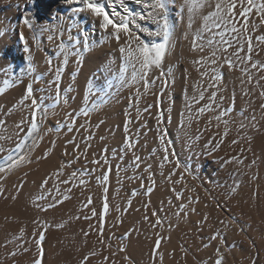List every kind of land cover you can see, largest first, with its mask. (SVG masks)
Segmentation results:
<instances>
[{"label": "bare ground", "instance_id": "1", "mask_svg": "<svg viewBox=\"0 0 264 264\" xmlns=\"http://www.w3.org/2000/svg\"><path fill=\"white\" fill-rule=\"evenodd\" d=\"M259 2H261V0H257V3ZM183 3L184 0H174V3H172L170 0V4H169V20L170 23L173 25L172 40L174 47L170 50L164 62V70L166 73H168L167 78L169 79L168 80L169 82L167 87L164 89L162 98L164 101L163 104H165L163 105V107L164 106L166 107L165 109L167 111L166 113L167 118L170 121L171 132L174 138L176 139L177 147L179 148L180 152H182V155H184V157L190 160L193 158L195 154L193 153V151H195V149L197 150L196 146H198V144L200 146L201 139L199 141V138L204 137L207 140L206 141L207 145H210L209 148L212 147L213 149L216 147L217 142L223 137V133L226 125L223 124L221 121H217L215 119H212L211 123H209V119L217 115L218 110L206 111L204 114H198L196 112V109L198 107H202L204 104L208 102L207 96L214 89L208 88V77H205L204 79L206 82L204 87L199 88V86H197L198 80L195 74L196 71L193 72V70H195L193 69L194 67L191 70V64H190L191 61L189 62V60L187 59V57L189 56L195 57L199 55L198 52L199 50L198 51L191 50V38L189 37L190 28L188 27V23H189L188 14L186 9L183 12L180 10L181 5ZM75 6L76 5H69L65 3V0H0V76L19 75V76H25L26 78L27 76L30 77V75H35V79L36 76H38V78H41L42 76L45 77L43 80H42L43 77L41 79H38L39 84H35V86L37 85L39 91H41V93H44L43 96L45 95L46 97H48L47 99L48 103L47 101L46 103L49 105L50 104L49 102L51 101L53 102V99L55 98V94H56L55 89L57 88L56 69L59 68L61 69L60 73L63 76V81H62L63 89L62 88L61 89L62 91H64L65 94L69 93V95L67 94L68 96H63V98L61 99L63 101L61 103L62 104L61 108H58L55 111L48 112V115L45 119V123L41 125L40 135L43 136V140L39 142L38 147H35V149L32 150L33 149L32 140L29 139L27 141V144L29 146L27 151L30 153L29 159L32 162L23 164L19 168L14 169L9 174L8 179L6 181V185L15 184L14 182H17L25 174L29 175V179H30L29 182L32 180L39 182L42 176L44 178L54 174L60 163H62V160H64V158L68 159L69 157H73V154L76 155L77 153L84 152L85 146L84 144L83 145L81 144L80 140H83L85 138V135H87L89 131L92 132L95 131V133L96 131H98V136L93 143V148L98 151L101 147L105 146V148H107L106 146H108L109 148L108 150H111L110 153L111 154L114 153V155L118 153V156H116L117 158L115 159V157L113 158L112 157L113 155H111V159L108 160V161L113 160L112 161L113 163L111 164H113L116 169L113 178L114 182H112V184L113 183L114 184L113 186H111L112 188L109 186L110 184L109 180L107 181L102 180L100 181L102 185L100 186L97 185L99 186L100 190L102 189L104 190L105 188L109 190L110 187L112 197L111 195H109L108 199L110 198L112 199H110V201L108 200L109 211L107 214H104L102 209L100 216L97 215V218L96 216L93 217L94 219L91 218L94 221V223L96 222L95 225L97 226V228L96 230L94 229L89 234V236H91L90 238L87 237L86 238L88 239V242H90V245L91 243L95 242L94 243L95 245L98 244L96 248L102 246L101 252L99 248L96 249V252L97 250L99 251L97 252L95 257L93 256L95 260H99L101 262L100 264H215V260L218 259L220 256H223L224 264H251L254 261H257L258 264L263 263L264 262V221L261 218H259V213H258L260 211V210L258 211L259 208L257 209L255 207L258 201V197L260 196L259 201H261L260 199H262L263 196L261 197L262 194H260L261 184H256L255 182H257L258 180L254 181L253 178V177L257 178L255 173L257 171L254 170L253 168L254 166L252 165L253 169L250 168L251 172H247L249 166L251 167V165L248 163L247 165H245L246 167H244V169L245 168L247 169V170L245 169L246 170L245 174L249 173L248 177H246V175L244 174L245 175L244 177L246 178H244L242 184H240L237 188H235L236 189L235 192H232L231 189H228L230 185L229 186L227 185L228 184L227 180L229 179H225L226 182L224 183V185L225 184L227 185V188L225 187L226 185L222 187L221 183L212 184L213 180L217 176H218L217 179L223 178L224 180L223 176L222 178L219 177L222 171L219 173L217 172L218 174L214 172L215 174H217V176L211 173L212 176L214 175L213 176L215 177L214 179L213 177L212 179L211 177L206 179L204 175L205 173L202 174L201 172L204 179L206 180L211 179L210 180L212 181L211 184H207L208 181H204V179L202 180L206 184L204 182H203L204 184H193L192 183L193 181L187 178L186 176H184V174H183L184 178L181 180L182 172L179 169L180 167L177 166L178 157L176 156L178 155L177 152L178 148L177 147L171 149L168 148L171 151H168L167 153L162 149V144L159 139V136L162 134V128L157 119V112L150 111V109L147 112L144 111L147 105L155 104V102L157 101V95L159 90H161V84L163 78L161 81H157L156 85L151 88V91L148 94L142 95L138 105L135 104V100L133 98V107L129 108L128 105H129L130 95L135 92L136 87H140L141 92H143L142 85H134L132 87L120 86V83L115 75V73L119 72L122 63L121 53L119 52V46L117 45L114 39L106 38L107 34L100 29L99 21L94 19L89 13H74L72 11V8ZM126 6L127 8L133 10L136 13H140V12L146 13L147 11L146 9L143 8V4H136L135 0H125V7ZM23 7L25 8V11L22 10ZM117 10L120 11L121 9L118 7ZM209 10L210 9H208V11ZM26 15L28 16L29 19H32L33 17L35 18L32 28H29L24 23V17ZM203 16H204L203 14L202 16L199 14L194 18V20L196 21V18H198L197 20L200 22L202 21L200 19ZM251 19L257 23L256 21L257 17L255 15H253ZM138 23H140L142 28H148L150 31L155 30L157 27L155 22L150 19L138 20ZM45 26L52 29V31H41V29ZM193 26H194V22H193ZM201 27H197V29ZM136 31L145 40L158 39L155 37L148 36L147 33L142 32L140 30H136ZM185 33L188 34L187 39H184ZM21 34H23V36L28 42L29 48L31 49L30 53H25L23 51V42L20 39ZM251 34L253 36L264 34V29L258 27L257 31ZM49 35H53L54 39L49 41L47 39ZM61 41H63L69 52L80 53L82 60L81 63H77V57L75 55H69L67 64L65 65L63 63L64 54L61 53L59 49V44L61 43ZM254 43H258V42L254 41ZM260 47L261 49H264L263 45H261ZM28 55H31L33 58L31 63L34 66L35 71L32 73L25 74L29 63V61L26 59ZM241 55H243V53ZM200 56H202V54ZM253 56L256 57L253 58L254 61L258 60L257 59L258 56H260L264 60V50H260L258 56L254 52ZM193 60L194 59H192V61ZM49 61H51V65H49L48 63ZM108 65H110L112 68L111 73L107 70L106 66ZM22 69L24 71H22ZM224 69H225V76L220 84L221 91L219 92L218 95L222 94V92L225 91V93H227L226 95L229 96L227 102L229 105V103H233L232 101H235L234 96L231 95L232 94L231 90L235 89L236 91L239 90L241 91V88L246 87L247 83L241 85L240 79L242 77V74L240 73L239 69H234L231 72L228 70L227 66H225L223 70ZM254 74L256 75V77L254 76ZM152 75L158 76L159 71L154 72ZM252 75L255 77V79L260 78L261 76H264V71L252 70ZM17 83H14L13 85L15 84L19 85ZM59 85L60 82L58 81V87ZM253 85H254V81H253ZM37 87L35 88L38 91ZM21 88L13 91L12 93L8 92V95L5 94L7 96L0 98V105L4 106L3 109H0V119L6 116L4 115V113L7 112L9 108H12L13 105H17V107L14 108L10 114V116L13 119L11 117L10 118L12 119V121H14V123L15 121L20 119L21 110H22L21 108L23 107L18 105L17 102L23 96L24 89L23 87ZM35 88L33 89L34 91ZM203 88H207V91L205 92V100L200 101L199 104L193 103L192 98L195 96L198 99V91L203 90ZM87 91L88 93L86 94ZM153 93H155V95ZM226 95L224 98H226ZM39 97H41V95ZM65 100L67 101L66 103ZM25 103H30V102L26 101ZM93 103L99 105V107L95 110L89 111V114L87 116L83 115V111L90 109ZM51 105L49 106L51 107ZM189 105H191V112H189L188 109ZM159 106H161V104ZM238 106L239 107L237 111L234 113V115L231 114L233 115L232 118H230L231 120L230 119L228 120L229 121L227 125V128L229 129L228 135L226 137H223V143L220 144V147L222 150L221 154L225 156L226 160L228 159L226 156L229 157L235 156L237 159L241 157L240 160L245 162V159L242 158V156L244 154V151L247 149V143L245 142V140H243L244 138H242L241 135L239 134L240 132H238V124H237L238 123L237 121L241 117L240 115L243 112L241 110L242 101L241 100L239 101V98H238ZM156 108L158 107L156 106ZM137 109H139V118H137L138 116ZM234 109H236V107ZM234 109L232 110L234 111ZM125 110H127L128 113H130V115L127 117L125 115ZM25 115L27 116V114ZM73 116H74V120L80 119L78 126L74 124V126H77L75 131L72 130L74 131L72 134L66 131L67 129L63 132L60 131L58 132L57 124L60 123V121H64L65 119H67L68 121V119H71ZM197 116H199V119H196ZM225 118L223 117L222 119L224 120L228 119ZM125 119L131 121L128 124V128L134 126V129L136 130L137 133L141 135V139H142L140 144L136 148H134V150L132 149V151L128 149L125 140L126 137L132 135L133 130L131 128V131L129 130L128 132L125 129V123H124ZM25 120L26 121L30 120V115H28ZM240 120L245 121L246 119L244 118L242 119L241 117ZM101 121H103V123H100ZM98 124L99 127H97ZM217 124H219V127H217ZM13 128L15 127H12V129ZM200 129L202 130V135L197 139ZM8 134L10 135V133ZM22 134L21 136L23 137L24 134L23 135ZM75 137H77L76 139L78 140L76 141L75 139L76 144L71 143L72 145L67 146L66 142L73 140V138ZM101 137H103V139H101ZM135 139H133V141ZM196 139L199 141V143L197 142ZM53 140L56 142L55 143L56 147L54 148V151H52L53 155H51L47 161L45 159H44L45 161H43L42 159L37 161L36 157L42 156L43 153L46 151V149H49V145ZM169 140L171 142V147H173L174 146L172 145L173 140L171 139ZM233 140H237L238 143L232 144ZM16 141H18V138ZM30 141L31 143H29ZM191 142L192 144H190ZM11 143L13 142L11 141ZM77 144L79 145V151L74 153V149ZM65 147L67 148V152L69 153V155L66 156L63 154ZM199 148L201 149L202 147ZM103 151L105 150L103 149ZM174 151L176 152V154L174 153ZM20 152H22V150ZM20 152L13 153V157L14 158L17 157L18 159ZM133 155L145 156L147 160V164L145 163V165L142 168L140 167L138 168L139 170H136V167L135 168L132 167L133 166L132 159L134 158ZM164 155L168 156L167 162L163 161ZM82 159H80V161H82ZM71 160L72 159H70V161ZM2 165H3V160L0 161V166ZM149 165H151L150 172L152 170H156L159 175V180L161 184L158 183L159 184L158 187L151 184H143L144 186L142 187L141 184H139L141 183L142 179H146L144 178V176H146L149 171H145V169ZM210 165L212 164L210 163ZM200 170L202 171L201 168H199V171ZM232 170H234L233 167ZM239 170L237 171L235 169L234 171H237L239 173ZM196 172L194 171L193 173L196 174ZM92 173L94 174V172ZM153 173L155 174L156 172ZM96 174L95 176L97 177ZM122 174H124L123 176L126 177V178L124 177V179H128L129 181V184L128 183H127L128 185L126 184L127 186L126 185L123 186L122 182L124 181H122V177H123ZM102 175L103 174L101 173V177ZM222 175H224V173H222ZM203 177L201 176V178ZM120 178L122 182L120 181ZM177 181H179V183H177ZM119 182L121 183L119 184ZM133 182L135 183L137 182V184ZM31 183L32 182H30V184ZM30 186L28 185V187ZM232 186H234V184ZM12 187L14 188V186ZM148 187L153 188V191L151 193H147ZM224 187L226 189H224ZM134 190L137 191L138 195H140L139 198L138 195L136 196L137 198L134 197L133 194ZM10 193L12 192L10 191ZM178 193L180 194L179 198H177ZM129 200H131V204L133 205V207L131 205L132 209L129 211L127 215L124 214L126 217L124 219L122 218L124 220L122 223L114 224L115 221L114 218L119 214V213L116 214L119 211V210L117 211L118 202H121V207L122 206L125 207L122 204L123 201L128 202ZM112 201L115 202V206H116V211L115 212L113 211L114 212L113 214H111V209H110ZM127 202L126 204H128ZM261 202L263 204L264 201ZM261 202L260 204L258 203L259 206L262 205ZM181 204L185 205L183 209L180 208ZM218 204L220 205V207H217ZM3 206L4 205L1 204L0 216L4 213ZM128 207L129 206H127V208ZM63 211L65 212V210ZM154 212L156 213V215H153ZM177 213H179V215H177ZM64 214L65 213H63V215ZM11 215L13 214L11 213ZM110 215H113L112 219H110L111 223L107 227H104V225L106 224V220L109 219ZM101 216H103V222L101 221ZM145 216L148 217V220L144 219ZM261 216L264 215L262 214ZM158 218L161 220V224L157 225L156 227H152V225L155 224ZM91 219H87V222H89L88 220H90L91 222ZM75 224L77 223L75 222ZM48 225H50V222H48L47 226ZM87 225L89 224L85 222L83 223L81 222V226L84 227V229L85 227H87ZM47 226L44 228L47 229ZM100 226L106 228L104 233V237H106V239L104 238L102 239L101 236H99L98 229L100 228ZM73 229H75V227H73ZM73 229L72 231L74 232ZM76 232L77 231L75 230L74 233L76 234ZM107 232H109L108 236H110L109 241L107 237ZM78 234L79 231L77 235ZM79 235H81V233ZM214 235L217 236L215 240L212 239ZM67 238H71V237H67ZM76 238L78 237L76 236ZM157 239H161L159 248H156L155 246V242ZM101 240H103V243L100 242ZM53 244H54L53 241L50 242L49 248H47L48 245L46 243V249H50V254H49L50 257H52V255L54 254ZM90 245L88 247H90ZM121 248H123L124 251H121ZM217 249H219V252H217ZM37 251H39V248L37 249ZM46 251L48 252V250ZM35 253L38 254V252ZM25 256H27V254ZM126 256L129 258L128 260L125 259ZM31 257L32 256H30V258ZM105 257H107L108 259H105ZM50 261L51 260H49V262ZM52 263L53 262L51 261L50 264ZM44 264H49V263H44Z\"/></svg>", "mask_w": 264, "mask_h": 264}, {"label": "snow or ice", "instance_id": "2", "mask_svg": "<svg viewBox=\"0 0 264 264\" xmlns=\"http://www.w3.org/2000/svg\"><path fill=\"white\" fill-rule=\"evenodd\" d=\"M174 3V0H171ZM65 3L69 5H76L72 8L74 13H89L94 19L99 21L100 29L106 33V38L114 39L119 46V52L121 53V67L118 73H115L117 80L120 83L121 87H132L134 85H142L143 92H141L140 87H136V90L129 97V105L128 107H133V98L135 100V104L138 105L142 95H146L151 91V88L154 87L157 81H161V91L159 95H157V107H159L160 97L163 96L164 89L168 85L167 75L168 73L164 70V62L165 58L170 52V50L174 47L172 36H173V25L169 20V4L170 0H135L136 4H143V8L146 9L145 12L136 13L133 10L125 7V0H65ZM121 10L118 11L117 8ZM204 8H210L211 11L207 13V15L203 16V24L200 29H197L196 32L193 33V38L191 40V50L200 52H204L205 49H209V54L207 56H200L198 59L192 61L194 65H199L200 68H205V71L201 72L202 77H208V88L214 89L207 96V103L202 107H198L196 112L198 114H204L206 111H218V114L209 119V123H211L212 119L217 121H221L226 125L223 133V137L228 135L229 129L227 125L229 123L228 120L222 119L225 117L230 109L222 108V102L224 100L223 95H219V101L217 102V97L219 92L221 91L220 84L223 81L224 74L222 69L227 66L228 70L231 72L234 69H239L242 77L240 79L241 85L245 83L251 84L253 81L252 70L264 71V61H254L253 53L255 52L257 55L261 49V45L264 44V34H259L253 36L251 33H255L258 27H264V0L257 3V0H184V3L181 5L180 10L183 12L185 9L188 14V27L191 28L194 22V18L200 14V12ZM255 15L259 20V25L253 21L251 18ZM34 17L29 19L26 15L24 17V23L29 27H33ZM152 20L156 24V29L150 31L148 28H142L138 20ZM136 30H140L148 34V36L155 37L158 39H153L151 41H146L141 37L140 34ZM41 31H52L49 27L45 26L41 29ZM188 38V34L185 33L184 39ZM21 41L23 42V51L25 53H30L31 49L29 48L28 42L21 34ZM49 41L53 40V35H49L47 37ZM254 41L258 43H254ZM103 42V41H102ZM60 52L64 54L63 63L66 65L68 62L69 55H75L77 57V63H81V56L79 52H69L63 43L59 44ZM243 53V55H241ZM26 59L29 61L28 67L25 74L32 73L35 71V68L32 61V56L28 55ZM51 65V61L48 62ZM107 70L111 73L112 68L110 65L106 66ZM199 70V69H198ZM22 71H24L22 69ZM159 71L158 76L152 75L154 72ZM61 69H56V79H57V88L58 81L60 79ZM246 76L247 80L243 77ZM38 79V77L36 78ZM260 80H264V76H261L257 81V85L260 83ZM19 82V81H18ZM203 82H201V85ZM5 87H0V95L5 92L7 87H10L9 80L4 81ZM207 88H203V90L198 91V99L194 96L192 98L193 103L199 104L200 101L205 100V92ZM254 91V89H253ZM155 95V93H153ZM247 94V91H245ZM259 95L264 97V90H261ZM31 101L29 103H25L26 101ZM58 102V101H57ZM67 101L65 100V103ZM18 105L26 108L30 112V120H25L21 118L19 123L15 125L17 131L14 133L17 137L20 136V133H25L21 139L15 144L14 149L8 150L7 154L3 156V165L0 166V197L7 198V188L6 181L8 179L9 174L14 170L19 168L21 165L26 163H31L32 161L29 159L30 153L25 151V155L19 156L18 159H14L13 153H19L21 150L28 149L27 141L29 139L33 142V149L38 147L39 142L43 140V136L40 135L41 132V123L37 120V114L40 113V120L42 121L47 117V108L42 106L41 103L37 100V98L33 95V86L32 83H29L26 86L25 94L22 98L17 102ZM3 105H0V109H3ZM17 105H13L12 108H9L4 115H10L14 108ZM99 107V105L93 103L91 108L83 111V115L87 116L89 111L95 110ZM153 105L149 104L144 109L145 112L149 111ZM189 112H191V105L188 106ZM260 109L264 110V103L260 104ZM139 118V109H137ZM126 117L130 115L127 110H125ZM164 118L163 110L157 113L158 122H161ZM199 119V116L196 117ZM256 117L253 116L252 120H255ZM131 121L126 119L125 121V129L127 130L128 124ZM100 123H103L101 121ZM75 124V120L72 119L68 124L63 125L67 127L68 131H72V125ZM25 126V127H22ZM0 127H4L5 132L6 121L4 119H0ZM61 125L58 123L57 128L59 129ZM99 127V124L97 125ZM219 127V124H217ZM243 127V125H241ZM223 137L217 142L214 151L220 147V144L223 143ZM8 139L11 140L12 136H3L0 135V140ZM103 139V137H101ZM161 144H165V136L162 134L159 136ZM75 138L73 140L67 141L66 144L74 143ZM55 141L51 142L52 149L46 150L42 156L36 157V160L39 161L41 159H47L49 156V151L54 150ZM125 143L128 145V149L131 150L133 147L131 143V137H126ZM238 143L237 140H233L232 144ZM90 147V145H89ZM79 151V145L77 144L74 153ZM164 151L167 153L168 148L165 147ZM6 149L3 145H0V153H5ZM65 156L69 155L67 152V148L65 147L64 153ZM81 155H85L86 153H81ZM79 156H74V159H79ZM163 161H168V156H163ZM72 161L62 162L56 172L49 177L45 178L41 183V188L45 189V191L50 195L51 189L47 188L50 179H59V177L63 174V170L65 167L69 166ZM93 164H101L100 160H93ZM133 164L135 167L139 168L140 166V157L135 156L133 160ZM177 166L179 167V162H177ZM151 165H149L145 171H150ZM94 171V169H93ZM111 169L109 168L102 175V179L107 181L109 179V172ZM27 175V174H25ZM77 176L76 172L71 173V176L68 180H63L61 183L68 184L70 181ZM183 174H181V180L183 179ZM154 183V182H153ZM179 183V181H177ZM80 185H84L85 181L83 179L79 180ZM143 187V183L141 184ZM22 188V185L19 186ZM19 190V189H18ZM56 191H59V186L56 187ZM71 191V189H68ZM108 189L105 188L104 192L107 193ZM153 191L152 187L147 188V193H151ZM235 192L236 189L233 188L231 190ZM179 193L177 194V198H179ZM12 199L15 200L17 197L15 195L12 196ZM37 200L46 199L45 193L42 192L40 196L36 197ZM70 199L69 196L65 195L62 199H56L55 203H48L47 208H41L42 211H47L50 208L56 207L58 204L63 203L65 200ZM92 198L88 197L87 202L83 204L84 208H87L92 204ZM129 207L131 206V200L128 201ZM37 208H40V204H36ZM147 207V206H145ZM185 205L181 204L180 208L183 209ZM217 207H220L218 204ZM109 211V202L107 196L104 197L103 203V213L107 214ZM127 211V209H125ZM194 211V209H193ZM96 210L92 209L91 216H85L84 219H91L96 216ZM153 215H156L154 212ZM179 215V213H177ZM9 217H6L8 219ZM77 216L75 219H79ZM145 220H148V217H144ZM101 221L103 222V216H101ZM35 223V221H34ZM161 224V220L158 218L155 224L152 227H156ZM56 227H64L63 224L56 225ZM91 228L92 226L89 225ZM101 236L103 235V228H99ZM24 229H20L21 235H23ZM89 232H84V236H88ZM217 236H213L212 239H216ZM45 239V232L40 231L38 233V239L35 241L36 246L39 248V252L37 254V258L32 260V264H42V260L39 257L43 256V247L42 242ZM162 239V238H161ZM161 239H157L155 242L156 248H159ZM103 243V240L100 241ZM25 252L28 251L27 248L24 249ZM121 251H124L121 248ZM219 252V249H217ZM15 255V253H13ZM95 253H90L83 257L81 264H86L89 260L90 256H94ZM105 259H108L105 257ZM126 260L129 258L126 256ZM215 264H224V257L220 256L215 260Z\"/></svg>", "mask_w": 264, "mask_h": 264}, {"label": "rangeland", "instance_id": "3", "mask_svg": "<svg viewBox=\"0 0 264 264\" xmlns=\"http://www.w3.org/2000/svg\"><path fill=\"white\" fill-rule=\"evenodd\" d=\"M127 7V6H126ZM206 9V10H205ZM208 9H210V8H204L201 12H200V15L202 16V14L203 15H207V13L209 12V11H211V9L208 11ZM22 10L23 11H25V8L23 7L22 8ZM198 18H196V21L194 20V26H193V24H192V28H190V30H189V32L191 33H189V37L191 38V40H192V38H193V33L194 32H196V30H197V27H201L202 26V24H203V17H201V19L200 20H202V21H198L197 20ZM256 21H257V23H258V25H259V20H258V18L256 19ZM199 22V23H198ZM196 24V25H195ZM201 26H200V25ZM261 29H264V27H260ZM198 29H200V28H198ZM193 30V31H192ZM191 35V36H190ZM152 39V38H151ZM146 41H151V40H146ZM263 46H264V44H262ZM198 51V50H197ZM208 53H207V52ZM209 51L210 50H208V49H205V51L204 52H200V51H198L199 52V55H197V56H195V57H192V56H189L190 57V59H189V57H187V59L189 60V62H190V64H191V70H192V68L193 69H195V70H193V72L194 71H196L195 72V74H196V78H197V86H199V88H202V87H204L205 86V77H202L201 76V72H203V71H205V68H200V66L199 65H192L193 63H192V59H194V60H196V59H198V57H200V55L202 54V56H205L206 54L208 55L209 54ZM206 55V56H207ZM258 56V55H257ZM253 58H256L255 56H253ZM261 57L260 56H258L257 57V59H258V61H264L262 58V60L260 59ZM187 60V61H188ZM193 60V61H194ZM195 66H197V67H195ZM199 70H198V69ZM223 70V69H222ZM198 71V72H197ZM200 71V72H199ZM241 73V72H240ZM223 74H224V76H225V69L223 70ZM200 77H199V76ZM12 75H8V76H0V79L2 80H0V87H5V85H4V81H5V79H9V82H10V87H7L6 89H5V92L2 94V95H0V98H3L4 96H7L8 95V92L9 93H12L13 91H15V90H17V89H20L21 87H23V95L25 94V89H26V86L28 85V83H32V86H33V89L35 88V87H37V85L35 86V84H39V80L38 79H41V78H38V79H35V75H30V77H26L25 78V76H19V75H13V76H15V77H11ZM32 76V77H31ZM254 76L256 77V75L254 74ZM253 76V77H254ZM38 76H36V78H37ZM255 77L253 78L254 80V85H253V81H252V83L251 84H247V86L246 87H242L241 88V91L239 90V91H236L235 89H232L231 91H232V94L231 95H233L234 96V99H235V101H232L233 103H229V105H228V99H229V96H227L226 94L227 93H225V91L224 92H222V94H220V95H223L224 97H225V95H226V98H224L225 100H223L224 102H222V108H226V106H227V109H230V111H229V113L227 114V116H226V118H228V119H226L225 117V119L226 120H229L230 118H232V116L234 115V113L237 111V109H238V98H239V101L241 100L242 101V107H241V110L244 112H242V114L240 115L241 117H242V119L244 118V119H246L245 121H243V120H240L241 119V117L238 119V132H240L239 134L241 135V137L242 138H244L243 140H245V142L247 143V149L244 151V154H243V156H242V158H244L245 159V162L244 161H242V160H240L241 159V157L240 158H236L235 156H226L228 159L226 160L225 159V156L223 155V154H221L222 153V150H221V147H219L220 148V151H219V148L217 149V151H214L213 149H215V148H213L212 149V147L211 148H209L210 147V145H207V140L203 137V138H199V137H201V135H202V130L200 129V131H199V135H198V137H197V139L199 138V141H200V139H201V141H200V146H199V144H198V146H196L197 147V150L195 149V151H193V153H195L194 154V156H193V158L192 159H190V160H192V161H190V160H188V158H186V157H184V155H182V152H180V150H179V148L177 147V143H176V139L174 138V136H173V134H172V132H171V128H170V121L168 120V118H167V111H166V107L164 106L163 107V105H165V104H163L164 103V101H163V98H162V96L160 97V101H161V106H159L158 108H156V106H157V101L155 102V104H152L153 105V107L150 109V111H156L157 113L159 112V111H161V109H163V111L165 112H163L164 113V118H163V120L161 121V122H159V124H160V126H161V128H162V134L165 136V140H166V143L165 144H162V149L164 150V148L165 147H167V148H174V147H177L178 149H177V152H178V155H176L177 157H178V160H177V162H179V169L181 170V172H182V174H184V176H186L187 178H189L190 180H192L191 182L193 183V184H204L205 182L204 181H208L207 182V184H211V182L212 181H210L211 179H212V177L214 176H212L211 175V173L212 174H215V173H219V172H221L220 173V175H219V177H221L222 178V176L224 177V180L225 179H229V180H227L228 181V186H229V188L228 189H233V188H237L240 184H242L243 183V180H244V178H246V177H248V174L249 173H247V174H245V172H246V170L244 169V167H246L245 165H247V163L248 164H250L251 165V167L249 166V169L247 170V172H251V169H253L254 168V170L255 171H257V172H255L254 170V172L256 173V176H257V178H255V177H253L254 178V181L256 180H258L257 182H255L256 184H261V187H260V194H262L261 195V197L263 196V198L262 199H260L261 201H264L263 199H264V179H262V178H264V110H261L260 109V104H262V103H264V97H261L260 95H259V93H260V91L261 90H264V80H260V83L257 85V83H256V81L259 79V78H256L255 79ZM34 78V79H33ZM45 77H43L42 78V80L44 79ZM199 78V79H198ZM244 78H245V80H247V77L246 76H244ZM32 79V80H31ZM18 80H19V82H18ZM167 80H169L168 78H167ZM203 80V81H202ZM13 81H14V83H17V84H19V85H13L14 83H13ZM28 81V82H27ZM30 81V82H29ZM62 81H63V76H62V74L60 73V79H59V82H60V85H59V87L58 88H56L55 90V98L53 99V102L51 101V102H49L50 104L49 105H51V107L47 104L48 103V101H47V99H48V97H46L45 95L43 96V94L44 93H41V91H39V89H38V87H37V89H38V91L36 90V88H35V91L33 90V95H34V97L35 98H38V101L40 102L41 101V105L42 106H44V107H46L47 108V115H48V112H50V111H55V110H57L58 108H61V103L63 102L61 99L63 98V96H68L69 95V93H67V94H65L64 93V91H62V89H63V87H62ZM203 82V84L201 85V82ZM24 82H25V84H24ZM27 82V83H26ZM169 82V81H168ZM2 84V85H1ZM200 85H201V87H200ZM257 85V86H256ZM13 86V87H12ZM17 86V87H16ZM16 87V88H15ZM62 88V89H61ZM59 89H60V91L62 92H60L59 91ZM253 89H254V91H253ZM21 90H22V88H21ZM37 91V92H36ZM89 91V90H88ZM88 91L86 92V94L88 93ZM160 91L161 90H159V92H158V95H159V93H160ZM227 91H229V90H227ZM245 91H247V94H245ZM90 92V91H89ZM39 93V94H38ZM41 93V94H40ZM164 93V92H163ZM240 93V94H239ZM5 94H7V95H5ZM36 94H37V97H36ZM64 94V95H63ZM236 94V95H235ZM41 95V97H39V96ZM60 95V96H59ZM239 95V96H238ZM236 96H237V98H236ZM57 97V98H56ZM60 97V98H59ZM41 98H43L44 99V101H43V99H41ZM227 100V101H226ZM46 101H47V103H46ZM58 101V102H57ZM61 101V102H60ZM29 102H31L30 100H29ZM217 102H219V103H221L220 101H219V95H218V97H217ZM227 103V104H226ZM30 104V103H29ZM159 104V105H160ZM230 104H231V106H230ZM47 105V106H46ZM236 107V109H234ZM22 110H24V111H22L21 110V117H20V119L19 120H17V121H15V123H14V121H12V117L9 115H7V116H4L2 119H6L5 121H6V128H7V132H5V130H4V127H0L1 129H0V135H4L5 137H7V136H9V134L8 133H10V136H12V142L14 143H11V141L10 140H8V139H4V140H0V145H3L4 147H5V149H6V152L5 153H1L2 154V157H1V154H0V161L1 160H3V155H6L7 154V150L9 149V150H12V149H14V147H15V144L19 141V139L22 137L21 136V134H22V132L20 133V136L19 137H17L16 135H14V132H16L17 131V129H15V128H13L12 129V127H15V125L17 124V123H19L18 121H20L21 120V118H24V119H26V117L28 116V115H30V112L29 111H27L28 109H26V108H21ZM232 109H234V111L232 110ZM232 110V111H231ZM219 111V110H218ZM29 112V113H28ZM230 112H233V113H230ZM24 113V114H23ZM25 114H27V116L25 115ZM231 114H233V115H231ZM230 115V116H229ZM252 116H255L256 117V119L255 120H252ZM9 117V118H8ZM12 119H11V118ZM78 118V117H77ZM46 119V118H45ZM45 119H43L42 121L40 120V113H38L37 114V120H38V122H40L41 123V125L42 124H44L45 123ZM71 119H74V116L71 118ZM71 119H68V121H67V119H65L64 121H60V125H61V127L58 129L57 128V131L59 132H63V131H65L67 128L66 127H64L63 125H66V124H68L69 123V121L71 120ZM11 120V121H10ZM231 120V119H230ZM125 121H126V119L124 120V123H125ZM166 121H167V123H169V124H167L166 123ZM11 124H10V123ZM17 122V123H16ZM62 122H63V124H62ZM65 122V123H64ZM79 122H80V119H75V125H77L78 126V124H79ZM77 123V124H76ZM162 123V124H161ZM165 123V124H164ZM11 125H14V126H11ZM241 125H243V127H241ZM9 126V127H8ZM77 126H74V125H72V128H73V130L75 131V129H76V127ZM166 126V127H165ZM10 127H11V129H10ZM22 127H23V125H22ZM164 127V128H163ZM131 128H132V130H133V132H132V135H129V137H131V143H132V145H133V147L131 148V151H132V149L134 150V148H136L139 144H140V142H141V135L139 134V133H137L136 132V130L134 129V126H132V127H130V128H128L127 127V131L129 132V130L131 131ZM64 129V130H63ZM8 130H9V132H8ZM66 131H68V129L66 130ZM74 131H68L69 133H73ZM135 132V133H134ZM5 133H6V135H5ZM92 133V134H91ZM165 133V134H164ZM23 134H25V133H23ZM22 134V135H23ZM94 134V135H93ZM134 134H136V135H134ZM161 134V135H162ZM171 134H172V136H171ZM92 135V136H91ZM97 136H98V131H96V133H95V131L94 132H92V131H89L88 133H87V135H85V138L83 139V140H80V142H81V144L83 145L84 144V146H85V150H84V152L83 153H86V156L85 155H81V153H77L76 155L75 154H73V157H69L68 159H66V158H64V160H62V162H66V161H70V159H72L71 161H72V163L69 165V166H67V167H65V169L63 170V174L59 177V179L57 180V179H55L54 178V176H53V179H50L49 180V183H48V185H47V188L48 189H51L52 191H51V194L49 195L46 191H45V189H42L41 188V183H42V181L45 179V178H47V177H49V176H47V177H44L43 178V176H42V178L40 179V181L39 182H36V181H34V180H32V181H30V182H32L31 184H30V182H29V175H23L17 182H14L15 184H10V185H6V188H7V198H4V197H0V208H1V204H3L4 206V213L0 216V264H32V260L36 257L37 258V253H35V252H39V251H37V249H38V247L35 245V242H32V241H36L37 239H38V233L40 232V231H44L45 232V234L47 235H45V239H44V241L42 242V247H43V256L42 257H40L41 258V260H42V264H44V263H51V261L53 262L52 264H81V261L83 260V257L84 256H86V254L87 255H89L90 253L89 252H93V253H95V255L97 254V252L100 250V252H101V250H102V246H100V247H97V248H99V250H97V252H96V246H98V244L97 245H95L94 243H91V245H90V242H88V239L87 238H90L91 236H84V232H89V233H91L94 229L96 230V228H97V226L95 225V223H94V221L91 219V222H90V220H88L89 222H87V219H84V217L83 216H91V214H92V209H95L96 210V213H97V215H99L100 216V213H101V211H102V206H103V203H104V197L105 196H107V198H108V196L109 195H111V189H110V187L111 186H113V184H112V182H114V175H115V172H116V169H115V167H114V165L113 164H111V163H113L112 161L113 160H110V161H108L109 159H111V155H113L112 157L114 158L115 157V159L117 158L116 156H118V153L117 154H115L114 155V153L113 154H111L110 152H111V150H108L109 148H108V146H106L107 148H105V146L104 147H101L98 151L97 150H95L94 148H93V143H94V141L96 140V138H97ZM136 136V137H135ZM15 137H17L18 138V141H16L17 140V138H15ZM170 137V138H169ZM172 137V138H171ZM15 139V141H14V139ZM77 137H75V139H76ZM136 138V139H135ZM173 138H174V140H173ZM133 139H135L134 141H133ZM169 139H171V140H173L172 141V145H174L173 147H171V142H170V140ZM196 139V140H197ZM76 141H78L77 139H76ZM76 141L74 140V143H72V144H76ZM199 141L197 140V142L199 143ZM203 141V142H202ZM2 142V143H1ZM9 142V143H8ZM85 142V143H84ZM139 142V143H138ZM161 142V141H160ZM206 142V143H205ZM29 143H31V141L29 142ZM90 143V144H89ZM205 143V144H204ZM7 144V145H6ZM9 144V145H8ZM72 144H66L67 146L68 145H72ZM90 145V147L88 146V145ZM137 144V145H136ZM169 144H170V147H169ZM190 144H192V142L190 143ZM249 144V145H248ZM201 145H203V146H201ZM87 146V147H86ZM206 146H207V148H206ZM55 147H56V144H55ZM127 147H128V145H127ZM199 147H202L201 149L199 148ZM8 148V149H7ZM90 150H89V149ZM92 148V149H91ZM50 149H52V145L50 144L49 145V149H46V150H50ZM103 149L105 150V151H103ZM170 149H168V151H171ZM209 150V151H208ZM25 151H27V149L26 150H22V152H20V154H19V156H21V155H25ZM52 151H54V150H51V151H49V156H48V158H50V156L51 155H53V152ZM86 151V152H85ZM96 151V152H95ZM107 151V152H106ZM99 152V153H98ZM101 152V153H100ZM201 152V153H200ZM96 153V154H95ZM174 153L176 154V152L174 151ZM180 153H181V155H180ZM103 154V155H102ZM110 154V155H109ZM179 155H180V157L182 156L183 158H185V159H183L182 157V159L179 157ZM199 155H200V157H199ZM221 155H223V156H221ZM252 155H253V157H252ZM74 156H79L80 158L77 160V159H74ZM92 156V157H91ZM134 157L135 156H139L140 157V166H139V168L141 167H143L144 165H145V163L147 164V160H146V158H145V156H143V155H133ZM196 156V157H195ZM203 156V157H202ZM108 157V158H107ZM48 158L47 159H45L46 161L48 160ZM83 158V159H82ZM14 159H17V157H15ZM80 159H82V161H80ZM144 159H145V162H144ZM187 159V160H186ZM221 159V160H220ZM237 159V160H236ZM43 161H45L44 159H42ZM74 160V161H73ZM77 160V161H76ZM93 160H100L101 161V164H99V165H97V164H93L92 163V161ZM133 160H134V158L132 159V164H133ZM224 160V161H223ZM106 161V162H105ZM187 161V162H186ZM226 161H228V162H226ZM75 162H77V163H75ZM109 162H110V164H109ZM144 162V163H143ZM183 162V163H182ZM186 162V163H185ZM191 162V163H190ZM207 162V163H206ZM224 162V163H223ZM230 162V163H229ZM82 163H84V164H82ZM185 163V164H184ZM210 163L212 164V165H210ZM61 164V163H60ZM76 164V165H75ZM78 164V165H77ZM80 164V165H79ZM189 164H190V166H189ZM208 166H207V165ZM229 164H230V166L231 165H233V166H231V169H230V166H229ZM105 165V166H104ZM186 165V166H185ZM199 165V166H198ZM254 167H253V166ZM108 166V167H107ZM193 166H194V168H193ZM212 166V167H211ZM220 166V167H219ZM236 168H235V167ZM239 166V167H238ZM257 166V167H256ZM94 167V168H93ZM103 167V168H102ZM111 169L112 167V169H111V171L109 172V190L107 191V192H109V193H105L104 192V190L102 189V190H100L99 189V186L100 185H102L101 184V182L100 181H102L103 179H102V177H101V173L103 174L104 172H105V170L107 171L108 169ZM133 168H135V165L133 164V166H132ZM232 167L234 168V170L236 169L237 171L239 170V173L237 172V171H234V170H232ZM238 167V168H237ZM248 167V166H247ZM253 167V168H252ZM104 168H106V169H104ZM193 170H192V169ZM199 168H201L202 169V171L200 170L199 171ZM229 168V169H228ZM251 168V169H250ZM73 169V170H72ZM93 169H95L94 171H93ZM103 169H104V171H103ZM114 169V170H113ZM197 169V170H196ZM204 169V170H203ZM208 169V170H207ZM216 169V170H215ZM222 169V170H221ZM241 169H243V170H241ZM99 170V171H98ZM136 170H139L137 167H136ZM209 172V174H208V172ZM224 170V171H223ZM230 170V171H229ZM66 173H65V172ZM122 171V170H121ZM156 172L155 174L153 173V172ZM151 172L149 171L148 172V174L146 175V176H144V178H146V179H142L141 180V183H139V184H151V185H155L156 187H158L159 186V184H161V182H160V180H159V175H158V173H157V171L156 170H152ZM196 172V171H198V172H196V174L195 173H193V172ZM232 171H233V173H232ZM241 171H243V172H241ZM73 172H76L77 173V176L75 177V178H73L71 181H70V183H68V184H63V183H61V181H63V179L64 180H68L69 179V177L71 176V173H73ZM92 172H94V174L92 173ZM201 172H202V174L203 173H205L204 175H205V178L207 179V178H209V177H211V179L209 180H206V179H204V177H203V175L201 174ZM207 172V173H206ZM215 172V173H214ZM229 172H230V174H229ZM79 173V174H78ZM97 173V174H96ZM150 173V174H149ZM217 173V174H218ZM222 173H224V175H222ZM66 174V175H65ZM81 174V175H80ZM83 174V175H82ZM95 174L97 175V177L95 176ZM99 174V175H98ZM154 174V175H153ZM207 174V175H206ZM217 174H215V176H217ZM246 175V177H244L245 175ZM64 175V176H63ZM124 174H122V176H123ZM148 175H149V178H148ZM156 175H157V177H156ZM196 175H198V176H196ZM210 175V176H209ZM229 175V176H228ZM236 175V176H235ZM243 175V176H242ZM253 175H254V173H253ZM69 176V177H68ZM98 176H100V177H98ZM195 176V177H194ZM201 176L203 177V178H201ZM207 176V177H206ZM229 178H228V177ZM92 177V178H91ZM93 177H96V178H93ZM124 177L125 176H123L122 177V181H124V182H122L121 181V178H120V181L123 183V186L124 185H126L127 183L129 184V181H128V179H124ZM226 177V178H225ZM24 178V179H23ZM101 178V179H100ZM126 178V177H125ZM158 178V179H157ZM195 178H197V179H195ZM215 177H213V179H214ZM218 178V176L213 180V182H212V184H218V183H221V186L223 187V186H225L224 185V183L226 182V180L224 181L223 180V178L222 179H217ZM259 178V179H258ZM80 179H83L84 181H85V184L84 185H80L79 184V180ZM91 179V180H90ZM111 179V180H110ZM124 179V180H123ZM202 179H204V181L202 180ZM94 180V181H93ZM145 180V181H144ZM152 180V181H151ZM216 180H218V181H216ZM220 180V181H219ZM95 181H98V182H95ZM125 181H126V183H125ZM223 182V184H222V182ZM121 182H119V184L121 183ZM154 182V183H153ZM157 182V183H156ZM196 182V183H195ZM204 182V183H203ZM210 182V183H209ZM259 182V183H258ZM89 183V184H88ZM97 183V184H96ZM133 183H135V182H133ZM133 183H131V184H133ZM159 183V184H158ZM127 184V185H128ZM135 184H137V182L135 183ZM206 184V183H205ZM234 184V186H232V185ZM14 186V188L12 187V186ZM20 185H22V188L20 189L19 188V186ZM28 185L31 187H28ZM97 185H99V186H97ZM126 185V186H127ZM227 185L225 186L226 188H227ZM11 186V187H10ZM57 186H59V191L57 192L56 191V187ZM125 186V187H126ZM93 187V188H92ZM125 187H124V189H125ZM224 187V189H226ZM233 187V188H232ZM67 188V189H66ZM112 188V187H111ZM8 189H10V190H8ZM17 191H16V190ZM19 189V190H18ZM68 189H71V191H68ZM42 190V191H41ZM81 190H83V191H81ZM10 191L12 192V193H10ZM95 191H97V192H95ZM99 191H101V192H99ZM42 192H44L45 193V196H46V199H43V200H37L36 199V197H38V196H40V194L42 193ZM231 192V191H230ZM15 193V194H14ZM23 193H24V195H23ZM26 193V194H25ZM83 193V194H82ZM78 194V195H77ZM133 194H134V197H136L138 194H137V191H135L134 190V192H133ZM133 194H132V196H133ZM13 195H15L16 197H17V199H15V200H13L12 199V196ZM22 195V196H21ZM65 195H67V196H69L70 197V199H68V200H65L63 203H61V204H58L56 207H53V208H50V209H48L47 211H42L41 210V208H47V205H48V203H55V200L56 199H62L63 198V196H65ZM85 195V196H84ZM79 197V198H78ZM88 197H91L92 198V204L91 205H89L90 207H92V208H90L89 206V208L87 207V209L85 208H83V204L84 203H86L87 202V198ZM111 197H112V195H111ZM140 197V195H138V198ZM31 198V199H30ZM137 198V197H136ZM135 198V199H136ZM145 198H146V196H145ZM259 198H260V196L258 197V201H257V203H256V208L258 209V213H259V218H261L263 221H264V216H261L262 214L264 215V206H263V204H264V202H263V204H262V202L261 201H259ZM23 199V200H22ZM27 199V200H26ZM110 199H112V198H110ZM110 199H108L109 201H110ZM19 200H21V201H19ZM19 201V202H18ZM71 201V202H70ZM3 202H5V203H3ZM126 202L127 201H123V205L126 207H121V202H118V204H117V213L116 214H118L117 216H115V218H114V224L115 223H122L124 220V218L126 217L125 215H127L128 213H129V211L132 209V207H133V205H132V207L130 206V207H128L127 208V206H129L128 204H126ZM260 202H261V206H259V204H260ZM40 204L41 205V207L40 208H37L36 207V204ZM64 203H65V205H64ZM69 203V204H68ZM112 204H111V206H110V209H111V214H113L115 211H116V206H115V202L114 201H112L111 202ZM128 203V202H127ZM259 203V204H258ZM17 204V205H16ZM67 204V205H66ZM76 204H78V205H76ZM114 204V205H113ZM113 205V206H112ZM67 206H69V207H67ZM120 206V207H119ZM7 207V208H6ZM62 207V208H61ZM66 207V208H65ZM70 207H73V208H70ZM76 207V208H75ZM94 207V208H93ZM15 210H14V209ZM55 208H57V209H55ZM99 208V209H98ZM130 208V209H129ZM32 209V210H31ZM68 209V210H67ZM125 209H128L127 211H125ZM63 210H65V212L63 211ZM72 210V211H71ZM84 210V211H83ZM12 211H14V212H16V213H14V212H12ZM19 213H18V212ZM53 211V212H52ZM114 211V212H113ZM52 212V213H51ZM11 213L13 214V215H11ZM63 213H65L64 215H63ZM125 214V215H124ZM56 217H55V216ZM66 215V216H65ZM97 215H96V218H97ZM77 216H79L80 218L79 219H75V217H77ZM120 216V217H119ZM6 217H9L8 219H6ZM56 219H55V218ZM65 217V218H64ZM95 217V216H94ZM112 217H113V215H110V217H109V219H107L106 220V224L104 225V227H107L110 223H111V220L110 219H112ZM61 220H60V219ZM63 218V219H62ZM93 218V217H92ZM119 218V219H118ZM123 218V219H122ZM23 219H24V221H23ZM65 219V220H64ZM94 219V218H93ZM7 220V221H6ZM9 220V221H8ZM34 221H35V223H34ZM50 222V225H48L47 226V224H48V222ZM110 221V222H109ZM117 221V222H116ZM120 221V222H119ZM3 222H4V224H3ZM65 222V223H64ZM75 222L77 223V224H75ZM81 222L83 223V222H85V223H88L89 225H91L92 227L90 228L89 227V225H87V227H85V229H84V227H82L81 226ZM44 224H46V225H44ZM59 224H63L64 225V227H56V225H59ZM72 224H75V225H72ZM113 224V225H114ZM19 225V226H18ZM68 225V226H67ZM76 225H78V226H76ZM47 226V229L46 228H44V227H46ZM54 226H55V228H54ZM71 227H72V229H73V227H75V229H73L74 230V232H75V230L77 231L76 232V234L72 231V229H71ZM77 227V228H76ZM102 226H100V228H101ZM104 227H102L103 228V235L101 236L100 235V232L98 231V233H99V236H101V238L103 239H106V237H104V233H105V230H106V228H104ZM24 229V232H23V235H21V233H20V229ZM41 228H43V229H41ZM51 228H53V229H51ZM10 229V230H9ZM51 229V230H50ZM110 229H112V228H110ZM46 230H47V232H46ZM53 230V231H52ZM61 230V231H60ZM68 230V231H67ZM71 230V231H70ZM56 231H58V232H56ZM78 231H79V234L81 233V235H77V233H78ZM50 232V233H49ZM66 232V233H65ZM8 233V234H7ZM54 233H55V235H54ZM59 233V234H58ZM69 233H70V235H69ZM71 233H73V234H75V235H73V234H71ZM108 234H109V232H107V237H108V241H109V237L110 236H108ZM16 235V236H15ZM21 235V236H20ZM60 235V236H59ZM62 236V237H61ZM76 236L78 237V238H76ZM53 237V238H52ZM67 237H71V238H67ZM73 237V238H72ZM87 237V238H86ZM50 238V239H49ZM55 239V240H54ZM68 239V240H67ZM70 239V240H69ZM79 240H80V242H79ZM53 241V251H54V254L52 255V257H50V249H46V243H47V248H49V243L50 242H52ZM82 241V242H81ZM84 241V242H83ZM90 241V240H89ZM68 242V243H67ZM77 243V244H76ZM82 243V244H81ZM32 244H34V245H32ZM59 246H58V245ZM62 244V245H61ZM94 244V245H93ZM23 245H25V246H23ZM31 245V246H30ZM90 245V247H88ZM92 245H93V247H92ZM30 246V247H29ZM37 248H36V247ZM65 246V247H64ZM67 247V248H66ZM15 248H16V250H15ZM25 248H27L28 249V251L27 252H25L24 251V249ZM73 248V249H72ZM104 248V247H103ZM65 249V250H64ZM91 249H92V251H91ZM46 250H48V252L46 251ZM95 250V251H94ZM68 251V252H67ZM89 251V252H88ZM29 252V253H28ZM64 252V253H63ZM99 252V253H100ZM13 253H15V255H13ZM25 253V254H24ZM32 253H35V254H32ZM66 253V254H65ZM67 253H68V255H67ZM86 253V254H85ZM27 254V256H25ZM22 255V256H21ZM49 255V256H48ZM95 255H94V257H95ZM30 256H32L31 258H30ZM48 256V257H47ZM64 256V257H63ZM4 257V258H3ZM27 257H29V258H27ZM12 258V259H11ZM19 258V259H18ZM24 258V259H23ZM63 258V259H62ZM75 258V259H74ZM93 258V256H90V258H89V260L86 262L87 264L89 263V264H94L95 262H97V263H95V264H100L101 262L99 261V260H95L94 258ZM48 260V261H46V260ZM57 259V260H56ZM72 259H73V261H72ZM82 259V260H81ZM90 259H92V260H90ZM28 260H29V262H28ZM49 260H51L50 262H49ZM68 260H69V262H68ZM81 260V261H80ZM7 261V262H6ZM9 261V262H8ZM14 261V262H13ZM99 261V262H98ZM20 262V263H19ZM28 262V263H27ZM251 264H258L257 263V261H254V262H252ZM259 264H264V262L263 263H259Z\"/></svg>", "mask_w": 264, "mask_h": 264}]
</instances>
